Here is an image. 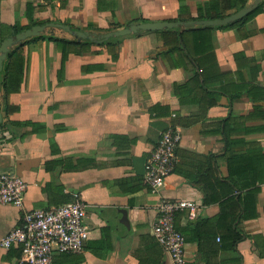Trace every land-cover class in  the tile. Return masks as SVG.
Masks as SVG:
<instances>
[{"label": "crops", "instance_id": "1", "mask_svg": "<svg viewBox=\"0 0 264 264\" xmlns=\"http://www.w3.org/2000/svg\"><path fill=\"white\" fill-rule=\"evenodd\" d=\"M252 1L0 0V44L32 20L104 33L220 19ZM251 13L106 45L48 28L10 49L0 171L27 184L26 209L61 205L71 192L88 205L83 250L54 252L52 264H173L152 232L160 197L197 205L193 217L175 213L184 264H264V0ZM168 126L182 140L156 194L144 167ZM22 219L21 208L0 203V240ZM20 252L16 242L0 247V264H16Z\"/></svg>", "mask_w": 264, "mask_h": 264}, {"label": "built area", "instance_id": "2", "mask_svg": "<svg viewBox=\"0 0 264 264\" xmlns=\"http://www.w3.org/2000/svg\"><path fill=\"white\" fill-rule=\"evenodd\" d=\"M182 140L180 129L165 128L157 146L146 159L143 183L158 194L166 177L177 162L176 148ZM27 184L17 175L0 171V203L22 209V223L10 230L1 240L0 247L16 242L21 245L16 264H52L54 252L80 253L88 238L86 225L87 204L77 192H71L68 201L50 208L26 209L24 195ZM187 209L195 215L197 205L187 200L160 197L152 232L156 241L169 255L173 264H184L185 238L175 226V213Z\"/></svg>", "mask_w": 264, "mask_h": 264}, {"label": "water", "instance_id": "3", "mask_svg": "<svg viewBox=\"0 0 264 264\" xmlns=\"http://www.w3.org/2000/svg\"><path fill=\"white\" fill-rule=\"evenodd\" d=\"M260 0H253L246 6L242 7L238 11L220 19H210V20H193V21H185V22H168V21H158V22H141V23H129L128 25L111 30L104 33H96L93 31H82L77 29H72L69 25L57 23V22H48L44 24H36L31 26L30 28H27L25 30H22L18 33H16L13 36L5 38L1 44H0V71L2 69V63L4 59L6 58L7 53L10 51V49L28 39L31 37L39 36L43 34L46 29H59L61 31H64L74 37L76 40H89L95 43H101L105 40H108L113 37H123L130 34L137 33L139 31H156L161 29H169V28H175L180 26L181 28L184 27H194L197 25H226L229 23H232L234 21H237L246 15H248L250 12H252L259 4ZM2 121V113L0 111V123Z\"/></svg>", "mask_w": 264, "mask_h": 264}, {"label": "trees", "instance_id": "4", "mask_svg": "<svg viewBox=\"0 0 264 264\" xmlns=\"http://www.w3.org/2000/svg\"><path fill=\"white\" fill-rule=\"evenodd\" d=\"M29 9H30L31 11H34V10H35V7H31V6H30ZM253 13H254V12H253ZM253 13H251V14L245 16L243 19H241V21L246 20V19H247L248 17H250ZM46 21H48V20H45V21H35V20H32V21L29 22V24L26 25L25 27H22V26H16V27L14 28L13 34H16V33L20 32L23 28H29V27H31L32 25H35V24H43V23H45ZM41 37H45V36H41ZM47 39L53 40V41H55V42H57V43H61V44H63V45H76V44H78L76 40L58 39V38H56V37H54V36L47 37ZM114 39L119 40L120 38H114ZM110 41H113V40L110 38V39H108V40H105V41L101 42L100 44L106 45V44H109ZM88 42H89V41H88ZM89 43H90V42H89ZM0 127H1V124H0Z\"/></svg>", "mask_w": 264, "mask_h": 264}, {"label": "rangeland", "instance_id": "5", "mask_svg": "<svg viewBox=\"0 0 264 264\" xmlns=\"http://www.w3.org/2000/svg\"><path fill=\"white\" fill-rule=\"evenodd\" d=\"M56 31H58V30H56Z\"/></svg>", "mask_w": 264, "mask_h": 264}]
</instances>
